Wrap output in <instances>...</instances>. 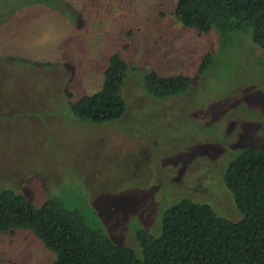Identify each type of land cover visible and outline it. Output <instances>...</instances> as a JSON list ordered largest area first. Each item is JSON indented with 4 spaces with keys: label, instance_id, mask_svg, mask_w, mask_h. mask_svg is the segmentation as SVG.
Masks as SVG:
<instances>
[{
    "label": "rangeland",
    "instance_id": "374dc122",
    "mask_svg": "<svg viewBox=\"0 0 264 264\" xmlns=\"http://www.w3.org/2000/svg\"><path fill=\"white\" fill-rule=\"evenodd\" d=\"M174 2L0 0L8 53L0 54V184L35 205L58 197L138 257L136 231L158 235L163 211L182 197L240 219L225 168L243 149L264 148V52L251 30L222 41L218 31L186 29ZM115 51L128 61L126 110L111 121H81L71 102L99 89ZM207 51L214 60L199 73ZM47 56L56 60L50 67L20 62ZM149 68L192 83L149 99L139 83ZM54 262L29 230L0 234V264Z\"/></svg>",
    "mask_w": 264,
    "mask_h": 264
},
{
    "label": "trees",
    "instance_id": "16d2710c",
    "mask_svg": "<svg viewBox=\"0 0 264 264\" xmlns=\"http://www.w3.org/2000/svg\"><path fill=\"white\" fill-rule=\"evenodd\" d=\"M173 16L186 29L218 31L222 41L232 31L250 29L252 41L264 52V0H175ZM0 46L4 48L0 54H8ZM213 60L212 52H205L198 72H205ZM20 62L50 67L56 60ZM127 70L121 52L110 53L99 89L72 101L70 113L92 123L120 118L127 106L122 94ZM139 83L149 99H165L186 91L192 79L149 68ZM65 96L69 99L72 92L66 90ZM223 181L243 213L240 219L230 220L206 202L182 197L163 211L158 235L136 231L139 257L132 248L87 225L76 209H68L58 197L35 205L1 184L0 234L29 230L54 254V264H264V148L243 149L228 162Z\"/></svg>",
    "mask_w": 264,
    "mask_h": 264
},
{
    "label": "crops",
    "instance_id": "0c3cea01",
    "mask_svg": "<svg viewBox=\"0 0 264 264\" xmlns=\"http://www.w3.org/2000/svg\"><path fill=\"white\" fill-rule=\"evenodd\" d=\"M42 61L44 60V61H47V60H49V59H51V60H53V57L52 56H47V58H40Z\"/></svg>",
    "mask_w": 264,
    "mask_h": 264
}]
</instances>
